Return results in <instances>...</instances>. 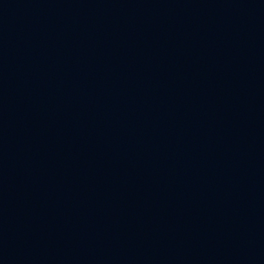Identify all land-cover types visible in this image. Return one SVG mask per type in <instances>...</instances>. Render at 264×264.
<instances>
[{
	"label": "water",
	"instance_id": "1",
	"mask_svg": "<svg viewBox=\"0 0 264 264\" xmlns=\"http://www.w3.org/2000/svg\"><path fill=\"white\" fill-rule=\"evenodd\" d=\"M0 264H264V0H0Z\"/></svg>",
	"mask_w": 264,
	"mask_h": 264
}]
</instances>
